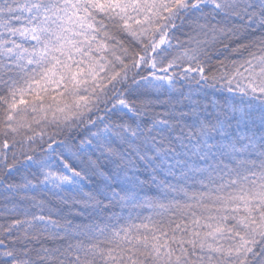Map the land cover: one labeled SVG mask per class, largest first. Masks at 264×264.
Segmentation results:
<instances>
[{
	"label": "snow or ice",
	"instance_id": "1",
	"mask_svg": "<svg viewBox=\"0 0 264 264\" xmlns=\"http://www.w3.org/2000/svg\"><path fill=\"white\" fill-rule=\"evenodd\" d=\"M0 264H264V0H0Z\"/></svg>",
	"mask_w": 264,
	"mask_h": 264
}]
</instances>
